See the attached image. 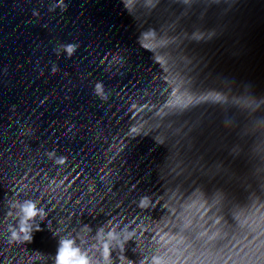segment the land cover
I'll return each mask as SVG.
<instances>
[{
  "label": "water",
  "instance_id": "95a60500",
  "mask_svg": "<svg viewBox=\"0 0 264 264\" xmlns=\"http://www.w3.org/2000/svg\"><path fill=\"white\" fill-rule=\"evenodd\" d=\"M25 201L45 220L10 242ZM62 239L264 264V0H0V264Z\"/></svg>",
  "mask_w": 264,
  "mask_h": 264
},
{
  "label": "clouds",
  "instance_id": "9594fccd",
  "mask_svg": "<svg viewBox=\"0 0 264 264\" xmlns=\"http://www.w3.org/2000/svg\"><path fill=\"white\" fill-rule=\"evenodd\" d=\"M68 51L71 52L72 48L69 47ZM18 213V227H10L8 229V239L10 242L30 243L33 240L34 232L40 230V222L45 220L46 213L33 201H25L20 204L18 206ZM37 218H39L40 222L34 223ZM117 238L115 235L109 236L111 240H116ZM55 264H90V261L82 254L78 247L74 246L73 240L62 239L58 242Z\"/></svg>",
  "mask_w": 264,
  "mask_h": 264
}]
</instances>
